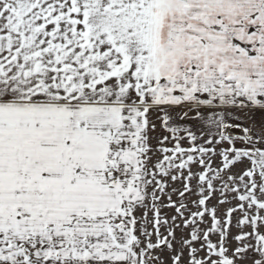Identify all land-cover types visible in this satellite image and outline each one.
<instances>
[{
    "label": "snow or ice",
    "instance_id": "6c2138e0",
    "mask_svg": "<svg viewBox=\"0 0 264 264\" xmlns=\"http://www.w3.org/2000/svg\"><path fill=\"white\" fill-rule=\"evenodd\" d=\"M185 250L264 264V0H0V264Z\"/></svg>",
    "mask_w": 264,
    "mask_h": 264
},
{
    "label": "rangeland",
    "instance_id": "374dc122",
    "mask_svg": "<svg viewBox=\"0 0 264 264\" xmlns=\"http://www.w3.org/2000/svg\"><path fill=\"white\" fill-rule=\"evenodd\" d=\"M191 123L192 122H189V124H191ZM235 134H241V133H240V131H237L236 130L235 131ZM157 135H159V134H157ZM185 146H187V145H185ZM155 159H156V157L154 156L153 157V161H155ZM243 167H244V165H240L237 168V171H240ZM174 186L177 187V188H182V185L179 182H177ZM169 191H170V189H169ZM172 199L173 200H177L178 197L176 195H173ZM196 199H198V197L195 196V195L189 196V199H188L187 202L189 203V206L190 207H191V202L194 201V200H196ZM167 202H168L167 201V197H164L163 198V203H167ZM217 203H218L217 202V199H213L211 201V205L214 206V207L217 206ZM236 203H237L236 201H233V205H231V206H234ZM229 206L230 205H227V204L219 206L218 207V216H220L221 218H223L224 217V214L226 213L227 208ZM192 210L193 211H196L195 208H193ZM136 215L138 217L139 216H142L143 215V210L139 211ZM162 215L165 216L166 218H169L170 219L172 216L176 215V213H175L174 210H170V209L164 208L162 210ZM235 215H237V214L234 213V216ZM151 217H152V213L149 212V218L151 219ZM177 223H180V221L178 220ZM235 223H236V221L233 220V225H235ZM149 230L151 231V225H149ZM161 231H163L165 233V235H167V231L165 229H161ZM230 231H231L232 235H236L239 232V229L233 227V228H231ZM245 231H250V229H245ZM183 234L185 236H187V230H185ZM176 235H177V238L179 239L180 236H181V231L179 229L177 230ZM153 239H155V237H153ZM212 239L215 242L217 238L214 236V237H212ZM197 247H199V245H197ZM228 247L230 249H234L236 247L235 242L233 241L232 243H230L228 245ZM157 255H160L161 256V258L165 261V264H172V260L170 259L171 255H173L172 253H169L168 251H164L163 253L157 252ZM204 255H205L204 252H201L200 253V256H204ZM182 264H188V251L187 250H185V252H184L183 259H182Z\"/></svg>",
    "mask_w": 264,
    "mask_h": 264
},
{
    "label": "crops",
    "instance_id": "0c3cea01",
    "mask_svg": "<svg viewBox=\"0 0 264 264\" xmlns=\"http://www.w3.org/2000/svg\"><path fill=\"white\" fill-rule=\"evenodd\" d=\"M183 123V122H181ZM237 131H240L239 129H236ZM157 134H160L159 131H157L156 133H153L154 136H158ZM153 143L155 144V140L153 141ZM170 146V145H169Z\"/></svg>",
    "mask_w": 264,
    "mask_h": 264
}]
</instances>
